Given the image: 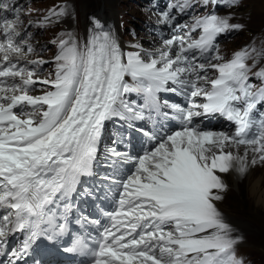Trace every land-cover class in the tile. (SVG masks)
Here are the masks:
<instances>
[{
    "label": "snow or ice",
    "instance_id": "6c2138e0",
    "mask_svg": "<svg viewBox=\"0 0 264 264\" xmlns=\"http://www.w3.org/2000/svg\"><path fill=\"white\" fill-rule=\"evenodd\" d=\"M224 3L231 7L239 0ZM14 11L16 19L0 22V209L5 210L0 216V241L10 233L26 234L23 246L13 249L12 255L19 257L38 238L55 240L66 230L65 224L56 222L51 206L66 200L80 177L90 173L104 123L113 117H142L123 95L142 92L146 103L158 109L155 94L168 90L165 85L172 81L190 89L192 97L203 95L206 103H192L187 109L172 105L182 127L143 155L109 150L115 163L134 164L126 178L113 180L121 190L115 211L106 213L110 224L100 233L95 249L76 237L64 250H87L92 264H243L235 255L239 239L215 204L227 188L217 173L235 167L243 174L248 149L254 153L252 164L264 163V116L257 120L253 115L257 101H264V67L252 72L260 80L254 88L247 61L261 52L246 46L220 63L211 62L221 59L218 52L211 60L206 55L216 48L219 35L242 25L230 24V16L209 14L195 18L190 26L191 31H200L198 39L185 43L184 36H172L153 52L124 53L112 33L97 24L83 46L60 39L53 58L54 78L37 81L33 71L10 58L22 55L25 46L32 51L25 41L17 43L19 9ZM63 15L65 9H53L43 21L52 23ZM163 17L167 21L169 14ZM177 42L180 47L173 55ZM209 68L217 72L210 80L201 75ZM193 75L195 79L190 78ZM129 76L131 84L126 81ZM200 80L210 89L199 86ZM36 83L50 88L30 95V86ZM195 108L226 116L235 123V133L191 127L192 118L201 115ZM226 145H244L245 154L225 151ZM64 208L67 211L68 205Z\"/></svg>",
    "mask_w": 264,
    "mask_h": 264
},
{
    "label": "rangeland",
    "instance_id": "374dc122",
    "mask_svg": "<svg viewBox=\"0 0 264 264\" xmlns=\"http://www.w3.org/2000/svg\"><path fill=\"white\" fill-rule=\"evenodd\" d=\"M21 1L25 8L18 13L20 16L16 31L20 33V36L17 38V43H20L21 40L32 43V51L26 52L24 50L20 56L10 54V58L20 62H27L30 59L47 61L42 67L34 65L33 69L28 70L34 72L32 77L34 80H50L49 66L53 63L54 42L66 34H71L80 44L89 26L88 16L96 13L99 2L94 0ZM60 8L65 9V15L60 17L58 21L53 20L52 23L43 21L44 11L48 9L59 10ZM114 13L115 23L113 24V21L111 23L103 22L102 25L108 27L112 35L123 43L122 49H125L126 52H153L159 47H163V41L158 39L159 36L156 32L149 30L146 22L160 23L164 17L148 10L145 1L114 0ZM216 15L230 16L229 23L242 25V28L231 30L227 36L221 39L218 50L221 59L211 62H225L231 59L235 52L247 46L261 52L259 57L255 53L252 54V58L247 61L249 66L257 69L264 67V51H262L264 50V0H239L237 5L227 6V8L217 11ZM37 18V24H45L42 27H35V24L32 27L29 26V23ZM162 22L168 23L169 21L164 19ZM30 24L32 25V22ZM22 27L26 28L24 36H22ZM59 34L61 36H58ZM179 47V44H174L173 54ZM253 60H255V64H253ZM215 73H217L216 70L209 68L201 75H206L209 78ZM194 77L193 75L192 79ZM16 82H19L18 78ZM198 82L201 83V81ZM37 84L38 87L29 92L30 94L41 93L46 89L45 86L47 85ZM40 87L42 88L39 89ZM220 125L212 127L213 129L201 131L222 132V125ZM226 127L232 135L231 126L226 125ZM257 163L264 177V163L259 161ZM243 174L238 173V177L235 178L231 172H228L229 181H224V183L230 187V191L219 193L222 196V199L219 200L220 208L230 216L229 219L236 222V230H233L232 233L234 237L239 239L235 246V255L243 260V264H264V206L257 204L256 200L251 197L246 173ZM261 188L264 189V182ZM234 227L235 223L232 225V229Z\"/></svg>",
    "mask_w": 264,
    "mask_h": 264
},
{
    "label": "bare ground",
    "instance_id": "6f19581e",
    "mask_svg": "<svg viewBox=\"0 0 264 264\" xmlns=\"http://www.w3.org/2000/svg\"><path fill=\"white\" fill-rule=\"evenodd\" d=\"M94 1L99 2L98 6H97L98 11L96 9V13L94 15L101 16L103 22L111 23L113 21V24H114L115 23L114 22L115 21V19H114V15H115V13H114V0H94ZM100 9L102 10L101 12H100ZM163 20L164 19H161V22ZM119 43H120L121 47H124V45L121 41H119ZM161 48L162 47H159L158 49H161ZM172 54H173V52H172ZM0 56H2V53H0ZM190 78L192 79V76ZM221 125H222V133L231 135V132L227 129L226 124L225 125L221 124ZM217 126L218 125H214L213 127H217ZM215 133H221V132H215ZM245 148H246L245 146L236 147L234 145H226L225 151H232L233 153H238L239 155L243 156L245 154ZM253 156H254V153L251 151V149H248V154H247L248 166H247V170L245 171L246 176H247L246 180L249 183V189H250L251 197L254 200H256L257 204H259L260 206H264V189L261 188L262 183L264 182V177L260 172V166L258 165V163L256 162L254 165H252L251 160H252ZM229 172H231L235 178L238 177L239 172L236 171L235 167L232 170H230ZM217 174L221 176V179L223 180V182L229 181L228 180V172L227 173H217ZM242 175H244V174H242ZM242 182H243V180H242ZM225 191L229 192L230 187L227 186ZM215 204H216V207L218 208V210L221 212L225 222H227L231 227L235 223V227L233 228V230H236L235 229L236 228V222L234 220L229 219L230 216L227 215L220 208V202L215 201ZM10 236H11V233L9 235H7L6 237H10Z\"/></svg>",
    "mask_w": 264,
    "mask_h": 264
}]
</instances>
